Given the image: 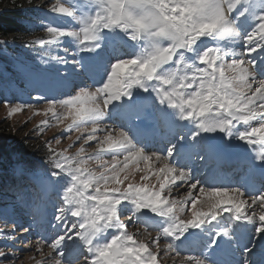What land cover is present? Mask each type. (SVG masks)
<instances>
[{"label": "snow or ice", "instance_id": "obj_1", "mask_svg": "<svg viewBox=\"0 0 264 264\" xmlns=\"http://www.w3.org/2000/svg\"><path fill=\"white\" fill-rule=\"evenodd\" d=\"M47 12L70 20L44 26L47 38L25 47L72 44V61L41 63L85 72L94 65L99 79L76 84L58 73L71 91L36 97L43 109L0 101L9 117L42 114L37 128H60L70 141L64 148L45 141L48 167L31 211L43 218L51 205L52 235L28 249L40 256L33 264H264V0H56ZM80 53L89 55L75 59ZM234 141L252 153L239 186L202 181L191 160L207 162ZM144 210L159 220L149 224ZM129 223L156 235L139 239ZM205 226L208 240L190 248L199 254L182 255L177 241L198 240L194 230ZM17 227L30 231L14 225L6 238L15 239ZM17 259L0 248V264Z\"/></svg>", "mask_w": 264, "mask_h": 264}, {"label": "rangeland", "instance_id": "obj_2", "mask_svg": "<svg viewBox=\"0 0 264 264\" xmlns=\"http://www.w3.org/2000/svg\"><path fill=\"white\" fill-rule=\"evenodd\" d=\"M11 2L12 4L15 2H19L20 4L29 3L24 13V20L22 21V24L26 25L29 32L27 34H21L15 38V40H13L12 37L4 38L2 40L6 39L9 42L7 44H0L2 47L9 48L7 49L8 52L2 51L1 54L12 68V72H10L11 75L10 73L9 75H3L6 81L4 84L5 96L9 95L12 101L14 100L20 104H32L35 105L37 109H43L45 107V101H37L36 97L43 96L46 99L53 97L63 98L62 93L71 91L70 88L63 86V82L59 77H66L76 84H93L95 80L99 79V77L95 75L94 65H90L92 71L85 72L78 64H57L55 61H51L47 65L46 63H41V58L49 60L50 56H66L69 61H72L75 54V47L72 44L63 43L58 47L53 45L50 52L42 50L39 45L25 47L27 41L36 37L47 38L43 31L44 26L65 27L67 25L70 18L63 14L47 12L48 7L52 3H55L56 0H11ZM60 2L65 3L66 6L68 5V0H60ZM75 2L81 3L83 0H75ZM46 14L47 18H45ZM41 19H44L43 25L40 23ZM64 47L69 48V53L67 55L63 51ZM108 51H110V49H108ZM88 55L87 53H80L79 55H75V59H79L80 56L87 57ZM105 55V53H102V56ZM253 55L256 54L254 53ZM257 59H259V56H257ZM58 73L59 77L57 75ZM42 119H44L42 114L33 115L29 109H25L22 113L14 114L9 117L4 104L0 105V139L3 138V134L7 130V134H5L8 137H6L8 144L5 148L10 151L8 154L9 158H2L1 162L8 161L6 164H10V168L7 167L9 170L7 173L13 174V176L16 177L13 184L16 183L18 185L17 187L12 185L7 187V189L10 190L8 191L10 194L6 193V195L9 196L7 199H3L4 188L0 189V216L3 220V225L0 223V248H3L6 252L14 253L18 257L16 264H33V261L30 259L32 256H35L36 259H40L39 254L35 253L34 250L28 251V249L35 244L36 240L41 238L47 240L52 235V229L48 223L50 214L53 211L51 205L49 204L47 206L43 218H34L31 211L33 202H38V177L41 176L48 167L45 163L47 160L45 141H49L52 146L56 148H64L70 143L66 136H61L60 128H37V125H39ZM104 123L108 124L107 120H105ZM148 123H151V121H148ZM213 135L218 139L222 134L216 133ZM53 136L61 139L60 145L56 144ZM80 143L82 142H78L70 151L75 152L76 148L80 146ZM24 145L37 146V148H42L45 151L39 154H25L22 151ZM238 146L242 147L244 144L239 141H234L232 149L238 148ZM85 147L88 151H91V147ZM247 151L248 150L242 151L240 155L243 154L242 156L248 157L251 152L250 150ZM191 164L193 165V170L202 172L203 175L212 169L211 166H209L210 163L198 159L191 160ZM18 165L28 170L29 175L27 178L21 179L19 171L17 170ZM138 177L139 173L137 174V180ZM184 193L185 189L181 186L179 191L173 192V196L179 198V196ZM144 212L147 216L155 217L154 214L148 212V210H144ZM151 222H154V220H150L149 224H151ZM213 223L215 224V222ZM221 223L228 224L224 221ZM14 225H23V227H28L30 231L28 233H23L22 228L17 227L15 233L12 234L16 238H6L5 234H8L9 230L12 229ZM220 226L223 227V224ZM205 227L208 228V231L202 233V235L204 237H209L212 229H210L209 226ZM128 228L129 231L138 232L137 238L139 239L145 238L149 232L153 237L156 235L155 229L148 228L146 231L144 224L129 223ZM194 231L196 233H201L199 229ZM164 242L166 241L162 238L161 243ZM200 242L201 241H199V243ZM177 244L181 245V242H177ZM44 250L47 252V248ZM181 254L187 255L191 253L181 252ZM4 264H9V262L5 261ZM169 264H171V262H169Z\"/></svg>", "mask_w": 264, "mask_h": 264}, {"label": "trees", "instance_id": "obj_3", "mask_svg": "<svg viewBox=\"0 0 264 264\" xmlns=\"http://www.w3.org/2000/svg\"><path fill=\"white\" fill-rule=\"evenodd\" d=\"M19 4H20L19 2H15L14 4H12L11 0H3V1L0 0V40H2L4 38H8V37L17 38L21 34H27L29 32V30L26 28V25L22 24L23 23L22 21L24 20V17H25L24 13H25L26 9L28 8L29 3L28 4L23 3L20 5ZM7 49H9V48L2 47L0 45V65L9 74L10 72H12L11 71L12 68L6 62L5 57L1 54L2 51H7ZM3 75L4 74H2V73L0 75V101H2L4 98H7L8 100H10L13 103H18L14 100L12 101L11 100L12 98L9 95L5 96L4 84L6 83V81L4 80L5 78L3 77ZM10 75H11V73H10ZM1 104H3V103L0 102V105ZM6 131L3 134V138L0 139V159L9 158L8 154L10 153V151L5 148L6 145L8 144L7 143L8 137L6 136V134H7ZM40 149L37 148V146L33 147V146H29V145L28 146L24 145L22 148V151L25 154H29V153L39 154V153L45 151L42 148H40ZM6 162H8V161L6 160L5 162H0V189L4 188L3 199L9 198V196L6 195V192L8 193V191H9V190H7V187L12 185L16 179V177H14L13 174L7 173L9 170L7 169ZM8 194H10V193H8ZM2 221L3 220L1 219V216H0V223L1 224H2Z\"/></svg>", "mask_w": 264, "mask_h": 264}, {"label": "bare ground", "instance_id": "obj_4", "mask_svg": "<svg viewBox=\"0 0 264 264\" xmlns=\"http://www.w3.org/2000/svg\"><path fill=\"white\" fill-rule=\"evenodd\" d=\"M104 55V54H103ZM0 67H2L1 65H0ZM135 122V121H134ZM146 133H147V136L149 137V139L151 138V135L149 134V132H148V129H146ZM228 149V148H227ZM226 151L227 150H223V151H221L220 152V154L218 155V156H215V161L217 162V163H219V162H221V159L223 160V161H226V159H227V162L224 164V165H221V166H228L227 165V163H228V159H229V156H226ZM249 151V150H248ZM247 151V152H248ZM233 152H234V150H232L231 152H230V155H232L233 154ZM245 154V153H244ZM250 154V153H249ZM252 154V153H251ZM238 156H242V155H240V153L239 154H237ZM248 155V154H247ZM249 156V155H248ZM226 158V159H225ZM243 162H244V158H240L239 160H233L230 164L232 165V163H233V165L234 164H237V163H240V165L241 166H243L244 167V164H243ZM219 179L221 178V175L218 177ZM236 179H237V177H236ZM225 181V178H223V179H220V182H224ZM222 224V223H221ZM249 227H251V226H249ZM211 229V228H210ZM217 230H219V228H217ZM210 233V232H209ZM199 234V238H198V240H193L192 238H190V240L189 241H184L183 243H181V245L180 244H178L179 245V247H180V249H182V250H185V249H187L188 247H193V246H198V241L199 240H208V238L209 237H204L203 235H202V233H198ZM235 235H238V234H235ZM235 235H234V238H235ZM183 240V239H182ZM177 242H180V241H177Z\"/></svg>", "mask_w": 264, "mask_h": 264}]
</instances>
